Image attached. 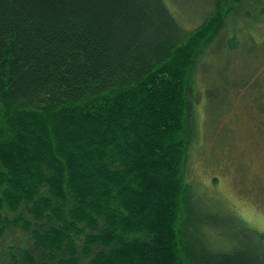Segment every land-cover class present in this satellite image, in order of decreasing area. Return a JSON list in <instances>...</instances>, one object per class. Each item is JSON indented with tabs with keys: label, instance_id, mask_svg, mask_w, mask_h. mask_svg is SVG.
I'll use <instances>...</instances> for the list:
<instances>
[{
	"label": "trees",
	"instance_id": "1",
	"mask_svg": "<svg viewBox=\"0 0 264 264\" xmlns=\"http://www.w3.org/2000/svg\"><path fill=\"white\" fill-rule=\"evenodd\" d=\"M204 1L0 0V264H264L187 180L197 65L264 0Z\"/></svg>",
	"mask_w": 264,
	"mask_h": 264
},
{
	"label": "rangeland",
	"instance_id": "2",
	"mask_svg": "<svg viewBox=\"0 0 264 264\" xmlns=\"http://www.w3.org/2000/svg\"><path fill=\"white\" fill-rule=\"evenodd\" d=\"M203 4L204 0H181L183 12L178 5L172 10L186 27L194 28L202 22L204 12H209V7H201ZM262 4L251 24L234 20L227 32L234 38L223 40L222 48L205 51L197 65L193 77L198 87L193 95L198 136L189 151L187 170V180L217 217L214 220L226 228L227 222L237 221L261 243L264 111L257 104L264 101ZM231 43L233 49L228 45ZM223 244L229 243L223 239Z\"/></svg>",
	"mask_w": 264,
	"mask_h": 264
},
{
	"label": "snow or ice",
	"instance_id": "3",
	"mask_svg": "<svg viewBox=\"0 0 264 264\" xmlns=\"http://www.w3.org/2000/svg\"><path fill=\"white\" fill-rule=\"evenodd\" d=\"M262 211H264V210H262Z\"/></svg>",
	"mask_w": 264,
	"mask_h": 264
}]
</instances>
